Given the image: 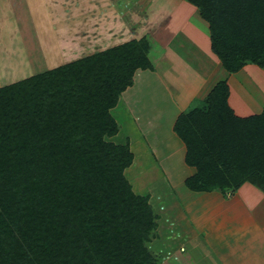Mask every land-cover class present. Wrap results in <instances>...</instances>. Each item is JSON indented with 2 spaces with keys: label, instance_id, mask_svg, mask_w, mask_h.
<instances>
[{
  "label": "trees",
  "instance_id": "1",
  "mask_svg": "<svg viewBox=\"0 0 264 264\" xmlns=\"http://www.w3.org/2000/svg\"><path fill=\"white\" fill-rule=\"evenodd\" d=\"M227 72L264 69V0H186ZM151 42L130 39L0 85V264H160L148 248L159 213L126 176L134 153L111 112ZM225 79L173 130L192 191L264 192V101L238 115Z\"/></svg>",
  "mask_w": 264,
  "mask_h": 264
},
{
  "label": "crops",
  "instance_id": "2",
  "mask_svg": "<svg viewBox=\"0 0 264 264\" xmlns=\"http://www.w3.org/2000/svg\"><path fill=\"white\" fill-rule=\"evenodd\" d=\"M157 5L161 7L158 15ZM169 11L178 12L177 19L184 25L160 27L170 19ZM197 13L196 7L186 0H0V85L25 73L30 62L26 52L35 51L40 61L52 68L146 36L151 42L148 56L152 68L135 70L132 85L121 93L111 112L119 111L122 101L129 121L146 143L141 138L137 141L151 151L150 155L168 175L170 186L178 190L179 186H185L184 179L195 171L185 163V145L173 130L178 114L193 102H200L221 79L229 85L228 102L236 114L259 113L264 101V94L261 99L258 90L252 91L260 107L252 106L253 111L241 103L244 112H237L230 102L233 94L230 76L235 74L248 82L241 74L247 75V70L258 73L259 69H255L254 63H246L236 72H227L211 49L208 25L185 27L187 17ZM22 31L26 32L25 43H22L25 41ZM127 138L131 146L140 149L137 141ZM133 152L135 156L136 150ZM172 197L166 196L169 214L176 216L170 222L174 225V234L178 237L183 232L185 245L190 241V226L204 232L203 255L210 258L207 260L210 264H264V192L261 189L245 182L228 199L216 190L190 189ZM155 210L159 213V229L161 215ZM192 234L191 237H200V233ZM166 250L169 264H208L206 260L195 262L184 247L173 252ZM160 264H166V258Z\"/></svg>",
  "mask_w": 264,
  "mask_h": 264
},
{
  "label": "rangeland",
  "instance_id": "3",
  "mask_svg": "<svg viewBox=\"0 0 264 264\" xmlns=\"http://www.w3.org/2000/svg\"><path fill=\"white\" fill-rule=\"evenodd\" d=\"M160 8L161 7L158 5L155 7V13L157 15H158L157 12L159 11ZM167 9L171 10V8H167ZM167 14L171 15V16L169 15L170 19H168V21L164 24L161 21L160 23L162 24L159 25L160 27H180L181 25H184L178 21L179 19H177L178 15H180L178 14V12L169 11ZM169 16H167L166 19L169 18ZM185 22H186L185 27H207L206 21H204L199 16L198 13L189 15V17H187V20H185ZM22 32H23V37L25 40V41L22 40V43H25L26 42V39H25L26 32L24 31ZM37 56L38 55L35 51L26 52V57L30 59L31 65L29 62L28 66L24 70L25 73H23L20 77H12V82L14 80H18L26 76H29L30 71L33 72L32 74H34L36 72L49 68V66L45 64L44 62H41L39 57ZM250 65L252 66L253 64H250ZM253 66L257 67L255 69H259L258 73L247 70L249 74L247 73L246 75L245 72H244L245 75L243 73L241 74L243 78H245L246 80L249 79L248 82L242 81L240 77L236 76L235 74H232L228 80L232 86L230 88L233 93L230 97V102L232 105L236 107V110L239 114H243L244 106H249V108L252 106L254 107L257 106L258 108L261 105L260 101L257 100L252 95L253 94L252 91L258 90L260 92L259 97L261 96V99H262L263 94H264V69L257 65H253ZM241 103L244 104V106H242ZM196 104H200V102H196V103L193 102L189 106L196 105ZM119 106H120L119 111L113 110V114H115V116L118 118V123L120 125L119 138H116V139L120 140V138L125 137L123 139L125 140L127 137H131L133 138V141H137L141 138V140L144 143H146L142 134H140L134 127V124L131 121H129L130 117L128 115V112H126L125 106L123 105L122 101L120 102ZM252 110L254 111L253 107H252ZM137 142H138L137 143L138 145H141L140 149H136L135 146H131V144L129 143L131 150L132 151L136 150V154L133 157V162L131 164L132 166H130V168L125 171L126 176L131 182L132 188L135 192L144 194V195L145 194L149 195L150 202L160 212V215H161L160 228L157 229L156 237H153L151 241L148 243V248L151 251L158 253L161 260L162 258L163 259L166 258V264H169V261H170L168 256H166L168 255L166 249L173 252L174 250H177L178 247L180 248L184 247V250H186L187 253L192 255L195 262L199 260H201L202 262L204 260L206 261L210 260L208 256L203 255L204 249L202 248L203 246L202 237H203L204 232L202 233V231L196 228V226L194 225L190 226L189 229L191 230L188 235V238L190 239V241H186L185 242L186 246H185L183 244V242L185 241V238H183L185 235L182 234L183 232L180 233V235L177 237L174 234V225L172 224L170 225V222L173 221L176 218V216L174 215L172 216L169 214V207L167 204L168 199L166 198V196L167 195L168 197H172V195L177 196L179 191L182 190L185 192V191H189V189L186 186H183V188L179 186V189L177 190V189H174L173 186H170L168 182L169 180L168 175L162 168L160 162L155 159L152 153H151L152 156L150 155L151 151L149 152L147 149H145V146L143 145L141 141H137ZM152 157L156 160L157 164H155V161L153 160ZM235 191L224 195V197L228 199L231 195L235 193ZM180 214H182V217L184 218L183 212ZM195 229H197V233H194ZM192 233L196 235L200 233V237H197L198 235L191 237L190 234ZM164 254H165V257L163 256ZM183 254L185 256V253ZM181 257L183 258V256ZM207 262L208 264H210V261H207ZM185 264H188V263L185 262Z\"/></svg>",
  "mask_w": 264,
  "mask_h": 264
}]
</instances>
